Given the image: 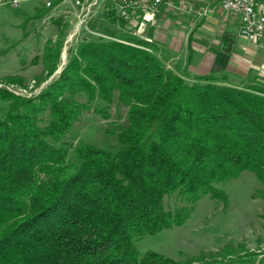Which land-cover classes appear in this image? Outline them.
<instances>
[{"label": "trees", "instance_id": "trees-1", "mask_svg": "<svg viewBox=\"0 0 264 264\" xmlns=\"http://www.w3.org/2000/svg\"><path fill=\"white\" fill-rule=\"evenodd\" d=\"M103 30L117 39H78L36 93L0 88V264H250L253 251L181 260L140 254L134 241L184 222L202 195L226 202L218 184L242 170L264 198V83L210 72L188 79L152 39ZM59 50L60 41L46 42L45 70ZM112 103L125 108L118 147L77 141L68 157L58 142L78 114L107 117ZM170 195L179 203L167 207Z\"/></svg>", "mask_w": 264, "mask_h": 264}, {"label": "rangeland", "instance_id": "rangeland-1", "mask_svg": "<svg viewBox=\"0 0 264 264\" xmlns=\"http://www.w3.org/2000/svg\"><path fill=\"white\" fill-rule=\"evenodd\" d=\"M40 7V0H23L17 7L0 5V88L14 94L30 96L36 93L60 70L62 41L71 31L74 19L66 0H56L47 13L35 16L34 11ZM105 16L102 13L99 18L92 17L89 25L102 31L103 28L116 33L129 31L137 37L152 39L154 51L163 63L189 78L210 72L227 76L234 84L244 85L251 80L264 83V42L253 43L239 35L237 16L214 3L161 0L139 35L129 27L133 20L124 22L115 17L109 20ZM154 32L158 33L157 37L153 36ZM181 38L186 41L184 48L182 46L169 61L164 45L168 44L167 40L172 43L173 39L169 45L177 47ZM47 41H60V56L50 72L43 68L41 60ZM74 44L68 47L66 54ZM213 60L215 63L211 66ZM5 105L6 101L0 99V113ZM124 109L112 103L107 117L84 109L62 134L58 144L67 147L70 158L72 146L77 141L115 150L118 147L115 123L124 119ZM218 185L227 194L226 202L202 195L184 222L136 239L138 253L152 249L181 260L223 254L224 251L231 255L253 251L256 258L264 254V198L256 196L254 191L261 188V184L252 172L242 170L235 178ZM163 201L167 207L179 203L174 195L165 196ZM256 258L250 264H256Z\"/></svg>", "mask_w": 264, "mask_h": 264}, {"label": "built area", "instance_id": "built-area-1", "mask_svg": "<svg viewBox=\"0 0 264 264\" xmlns=\"http://www.w3.org/2000/svg\"><path fill=\"white\" fill-rule=\"evenodd\" d=\"M23 0H0L1 4L11 7L19 6ZM63 1V0H58ZM69 4L70 16L74 19L71 31L62 41L60 65L66 60V50L73 42L82 37H98L117 39L104 31L89 25V20L101 14L111 15L124 22L132 21V32L139 35L145 24L151 19L161 0H66ZM205 5L217 2L220 9L231 12L238 18L237 33L248 41L264 42V0H198ZM41 5L51 7L56 0H40ZM108 19V18H107Z\"/></svg>", "mask_w": 264, "mask_h": 264}, {"label": "crops", "instance_id": "crops-1", "mask_svg": "<svg viewBox=\"0 0 264 264\" xmlns=\"http://www.w3.org/2000/svg\"><path fill=\"white\" fill-rule=\"evenodd\" d=\"M210 3H214V4H216V5H218V3L217 2H210ZM209 3V4H210ZM218 7H219V5H218ZM220 8V7H219ZM224 22H227V21H223V23ZM224 27H225V25H224ZM225 29V28H224ZM185 30H186V28H185ZM183 33H184V30H183ZM157 35H158V33L157 34H155V32H154V37H157ZM176 35V34H175ZM178 35V34H177ZM164 36V35H163ZM170 37H171V35H169ZM172 37H173V33H172ZM162 40V39H161ZM165 41V40H164ZM163 41V42H164ZM172 43L174 42L173 41V39H172V41H171ZM167 43L168 44H166V45H164L165 46V52H166V55L168 56L166 59H168L169 61H171L172 59H173V55L174 54H178V52H179V50L182 48V46H183V48H184V46H185V43H186V41L184 40V39H180V41H179V45L176 47H173L172 45H169V44H172V43H169L168 42V40H167ZM162 51V50H161ZM163 53V52H162ZM215 58V57H214ZM221 59H219V61H220ZM185 61V58H184V60H183V62ZM212 61V60H211ZM210 61V62H211ZM215 63V61L213 60V62H211V66L213 65ZM223 64H225V65H227L226 63H223ZM204 73V72H203ZM188 79H190L189 77H188ZM228 78H227V76H226V81H229V80H227ZM230 82V81H229ZM230 83H232V84H234L233 82H230Z\"/></svg>", "mask_w": 264, "mask_h": 264}]
</instances>
